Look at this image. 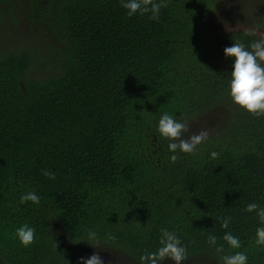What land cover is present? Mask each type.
<instances>
[{
  "label": "trees",
  "instance_id": "trees-1",
  "mask_svg": "<svg viewBox=\"0 0 264 264\" xmlns=\"http://www.w3.org/2000/svg\"><path fill=\"white\" fill-rule=\"evenodd\" d=\"M232 1L154 0L167 7L151 20L121 0H0V264H80L98 251L142 264L162 229L186 248L182 264L236 252L264 264V224L246 211L264 207V116L232 101L223 51L260 36L218 27ZM256 4L246 0L241 23L262 25ZM164 113L188 126L184 138H208L171 152L157 130ZM30 192L38 204L21 203ZM25 224L28 247L16 236Z\"/></svg>",
  "mask_w": 264,
  "mask_h": 264
},
{
  "label": "clouds",
  "instance_id": "clouds-1",
  "mask_svg": "<svg viewBox=\"0 0 264 264\" xmlns=\"http://www.w3.org/2000/svg\"><path fill=\"white\" fill-rule=\"evenodd\" d=\"M121 6L126 9L129 17L139 13L149 14V19L159 20L160 9L167 7L165 3H157L154 0H121ZM264 25H256L246 31V35L255 36L259 34L260 38L253 40L247 46L239 41H233L231 46L224 48L226 58H234V63L231 71L230 81V96L232 101L244 108L254 116H264V31L261 29ZM226 31H230V27L225 26ZM158 132L166 139L174 141L168 145L169 150L175 153L180 150L183 153H194L197 145L201 144L208 138V132L201 130L198 133L184 138V133L189 131L185 123L178 121L171 115L164 113L158 123ZM218 153L212 152L211 157L216 158ZM176 155L171 156V160L175 162ZM43 175L48 179H55V173L44 170ZM31 201L39 203V197L35 192H30L21 197V203ZM246 211H255L261 224H264V207H260L256 203L248 204ZM228 219L222 221V227L227 228ZM16 236L24 247L30 246L35 240V229L27 224L19 227L16 230ZM89 240L96 239V233L89 231ZM223 240L234 249H239L241 243L238 237L231 233H226ZM208 243L216 245L217 237L215 235L208 236ZM89 244V243H88ZM160 247L156 252L146 253L140 257L142 264H159L160 261L168 258L175 264H182V261L187 258L186 248L181 246L180 239L167 229L161 230ZM256 244L264 245V227H258L256 230ZM93 247L92 244H89ZM94 248V247H93ZM223 246L216 248V252H223ZM222 264H247L248 256L244 252H236L231 255H224ZM80 264H104L103 259L98 252L88 257H80Z\"/></svg>",
  "mask_w": 264,
  "mask_h": 264
},
{
  "label": "rangeland",
  "instance_id": "rangeland-1",
  "mask_svg": "<svg viewBox=\"0 0 264 264\" xmlns=\"http://www.w3.org/2000/svg\"><path fill=\"white\" fill-rule=\"evenodd\" d=\"M261 1L262 0H253V1L250 0V3H257L256 5L261 7L262 5H264V1L263 2H261ZM245 5H246V0H233L230 3V5L228 6V12L231 15V19L228 21H224V22L219 23V26L213 21L214 24H216V26H218V27H221L223 30H226L225 26L230 27L231 28L230 31H234V30H238V29L249 30V29L253 28V26L249 25V24H253L252 23L253 20H246L247 21V22L245 21L246 23H241V22H244L243 18L245 16H244L243 8ZM263 10H264V7H263ZM237 19L239 20V22H236ZM258 22H259V20H258ZM262 25H264V21L262 22ZM261 31H264V28H262ZM257 35H259V34H257ZM68 247H70V246H68ZM98 253H99L100 257L103 259L104 264H123V263L117 261L118 258L115 255L108 254L110 256H113V257H108V256H106V253H102L99 251H98ZM88 257L89 256H86L85 258H88Z\"/></svg>",
  "mask_w": 264,
  "mask_h": 264
}]
</instances>
